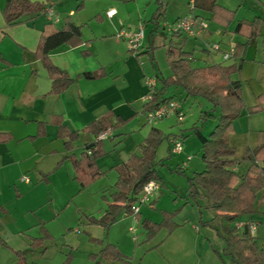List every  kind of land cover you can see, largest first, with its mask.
<instances>
[{
	"label": "crops",
	"instance_id": "0c3cea01",
	"mask_svg": "<svg viewBox=\"0 0 264 264\" xmlns=\"http://www.w3.org/2000/svg\"><path fill=\"white\" fill-rule=\"evenodd\" d=\"M32 1L53 4L59 17L55 23L58 27L66 16H70L75 24L81 26L86 20L89 21L87 27L82 26L81 29L83 43L75 47L60 46L54 49L49 55L50 61L64 69L71 77L84 71L100 69L105 71V74L97 79L77 80L62 93L50 94L51 80L46 69L34 55L40 33L48 21L47 17L44 13L31 18L25 16L20 23L6 26L1 12L5 0H0V54L7 61L6 63L0 61V264H17L18 251L24 255L28 264H64L65 260L55 261L47 253L45 242L38 246L32 245L33 239L42 237L44 231L53 235V231L58 229L78 233L80 230L74 221L79 219L81 214L100 217L105 209L103 195L109 198L104 191L111 188V194L112 186L117 179L115 167L138 151L139 144L148 135L151 127L164 131L163 126L166 123L161 122L170 116L177 119L176 114H170L161 120L148 122L145 114L141 113L142 97L148 92L145 83L148 77L147 67L141 54L149 52L151 46L142 41L143 48L139 49L138 52H141L139 56L130 52L127 41L119 35V32L124 30V22L117 17L118 13L113 5L104 9L103 6L99 5L98 8L89 3L88 13H82V10H75L78 0ZM217 2L235 11L233 22L224 28L211 19V13L194 8L193 13L205 19L209 28L200 37L183 35L169 38L168 47L171 55H174L171 46L173 40L176 39L178 43L185 37L184 45L192 39V50H183L192 52L194 59L201 58L203 65L231 62L230 59L223 60L222 52L230 45L247 42L245 37L234 32L237 22L241 19L250 20L255 16L264 17V0ZM110 9H115L116 13L108 17L106 13ZM190 11L191 9L174 19ZM91 15H95L97 22ZM30 30L32 39L28 42L30 37L25 38L28 37ZM104 39L112 42L114 49L101 48ZM95 40H99L96 48L93 44ZM209 43H218L221 50L219 52L208 50L205 45ZM8 45L12 47V55H9ZM177 47L179 48L178 45ZM84 51L88 53L85 55ZM232 78L239 79L242 83V96L246 107L254 105L256 97L264 94V28L259 37L247 43L240 72L233 74ZM180 102L184 112L182 100ZM106 111H111L124 122L111 129L112 134L103 139L106 154L100 156L96 163L106 173L88 187L81 189L73 178L71 162L59 164L66 150L64 140L57 136V126L52 119L54 116H61L71 129H82ZM184 119L185 112L183 119L177 121L181 123ZM39 123H45L44 135H37ZM147 123L151 125L150 128H147ZM205 123L202 127L206 125ZM234 129L230 136V146L235 149L234 158L237 164L233 168L241 172L245 168V163L241 161L242 155L247 148H252L258 143V132L264 130V110L249 114L244 108L234 121ZM167 132L169 138L172 136L182 138L183 149L180 153L176 152L182 155L177 159V168L185 170L189 165L188 163L184 165L183 161L194 158L189 148L184 147L185 133L182 129L179 133L173 132L172 129H168ZM94 139L88 133L81 132L79 139L74 143L73 152L78 156L84 147L93 144ZM170 148L169 145V157L176 154L170 152ZM198 151L201 159L202 149ZM199 162L198 160L193 172H199L204 168V164L199 165ZM180 163L183 164L182 167ZM23 176L27 177L28 181L22 180ZM161 191L162 189L148 207L159 202ZM258 201L261 206L259 211L264 212V202L261 199ZM145 205L140 207L136 219L132 215L124 214V217L131 219L132 224L144 219L160 222L162 219L154 221L144 216L143 211L148 208ZM255 209L257 211L256 207ZM120 219L121 217L118 221ZM263 220L264 217L255 218L253 214L242 218V221L256 223L257 230ZM117 222L108 230L99 225L89 224L87 220L83 223L88 233L96 228L97 234L90 239L101 245L102 238L97 235H108ZM177 224L178 227L172 233L169 234L167 231L158 244L159 247L171 238L176 239L178 248L181 243H188L193 234L197 238L196 233L200 231L197 226H193L195 231L191 227L181 231L187 224L184 222ZM98 227L101 228V232L98 231ZM130 227L135 229L130 225L128 231H131ZM257 238L258 236L256 241L259 244ZM107 243L115 245L120 252L114 242ZM108 261L103 260L101 263L110 264ZM73 262L72 253L69 264H74Z\"/></svg>",
	"mask_w": 264,
	"mask_h": 264
},
{
	"label": "trees",
	"instance_id": "16d2710c",
	"mask_svg": "<svg viewBox=\"0 0 264 264\" xmlns=\"http://www.w3.org/2000/svg\"><path fill=\"white\" fill-rule=\"evenodd\" d=\"M85 1L78 0L75 10H80ZM217 1L193 0V7L211 13L213 21L227 28L234 20L235 11L221 6ZM156 2L157 8L151 17V22L156 26L155 29L160 27L162 21L166 19V11L162 8L161 0ZM45 7L46 4L40 1L5 0L1 12L6 26H11L20 23L25 16L31 18L44 13ZM263 28L264 17L262 16H255L250 20L241 19L237 22L234 32L245 37L247 42L234 45L229 63L192 66L194 57L192 52L183 50L185 37L182 38L177 43L179 46L177 57L169 61L171 74L163 76L155 72L156 84L151 89V98L143 103L141 110L142 114H146L147 111L162 103L177 99L175 94L169 92L170 87L181 88L186 97H200L209 102L210 108L201 111L198 120L191 127L201 143V161L204 168L187 177L188 190L195 200L206 196L209 199L208 207L213 208L217 216L223 219L224 223L220 227L211 224L213 219L207 223L214 227L218 236L224 240L226 245L223 248V254H228L235 264H264V246L259 245L256 236L251 235L249 225L246 224L240 228L236 226L242 218L256 212L257 193L260 191L262 192L261 200L264 202V130L258 132V143L252 148H247L242 155L241 161L245 163V168L241 172L233 168L237 160L234 158L235 149L230 146V136L235 131L234 121L241 110L246 108L249 114L264 110V94L256 97L254 105L246 107L242 96V83L239 79L232 78L233 74L240 72L247 43L259 37ZM81 29V25L75 24L70 16H66L59 27L48 20L40 33L34 55L46 69L51 80L50 94L62 93L77 80L97 79L105 74V71L100 69L84 71L71 77L64 69L50 61L49 55L54 49L60 46L75 47L83 43ZM138 51L137 56L141 54ZM87 53L84 51L85 55ZM168 54H172L170 47ZM0 61L7 62L1 54ZM152 65H154L153 62ZM210 119L216 121L215 125L208 136H204L201 133L202 125ZM52 121L57 126L58 138L64 140L66 150L59 164L70 161L74 170V180L78 182L81 189L88 187L106 173L96 163L100 156L106 154L103 139L98 138L99 133L117 128L124 120L116 117L111 111H106L82 129H71L64 123L61 116H54ZM81 132H86L95 139L93 144L84 147L77 156L73 152V147ZM44 133L45 123H39L37 135H44ZM164 139L168 140L169 134L151 127L148 135L139 144L138 151L115 167L117 179L112 186L113 191L109 198L103 195L104 212L100 217L85 215L89 224L99 225L108 230L122 214L132 215L131 205L136 201V195L143 185L150 180L160 182L155 169L160 161L156 159V155ZM177 171L184 172L181 168ZM179 211L180 209L163 210V218L160 222L142 220L147 239L152 238L164 227L169 234L172 233L178 227L173 218ZM48 236L49 234L44 231L42 237L33 239L32 245H40ZM215 251L220 257L222 256L218 250ZM17 255L19 258L17 264H28L21 252L18 251ZM88 258L94 262L93 264H101L103 260L125 259L111 243L102 246L97 253H90ZM71 260L72 252L69 251L64 264H69Z\"/></svg>",
	"mask_w": 264,
	"mask_h": 264
},
{
	"label": "rangeland",
	"instance_id": "374dc122",
	"mask_svg": "<svg viewBox=\"0 0 264 264\" xmlns=\"http://www.w3.org/2000/svg\"><path fill=\"white\" fill-rule=\"evenodd\" d=\"M190 1L191 0H161L163 4L162 8H166L167 18L162 21L160 27L157 29H155V25L151 22V17L157 8L156 0H88L86 3L84 2L85 7L83 6L80 10H82V13H88L89 3H92L98 8L99 5L103 6L104 9L113 5L117 10V17L121 18L124 22V29L129 28L133 31L139 23L143 24L145 27V36L142 41L151 46L149 52L141 54L147 67V75L149 77H154L155 72H157L163 76H168L171 74L169 61L177 57L178 47L177 40H173L171 46L174 49V55L168 54L170 37L166 34L165 24L170 23L178 15L188 12L190 10ZM99 10L101 11V9ZM91 16H94V21L97 22L95 15ZM85 22L86 23L82 26L87 27L89 21L86 20ZM29 32L28 37L25 39L31 36V30ZM180 37H183V35H180ZM31 39L30 37L28 42H30ZM189 40L190 41L185 43L183 49L192 50V39ZM98 41L99 40H95L93 43L95 48ZM27 44L28 43H26V46ZM8 47L9 55H12V47L9 45ZM100 47L108 50L114 49L113 43L108 42L106 39H104ZM141 48H143V43H141L138 50ZM137 51L132 50L130 52L136 54ZM17 52H19L18 49ZM152 62L154 65H152ZM203 63L201 58H196L192 60L191 65L201 66ZM170 89L171 94H175L177 99L182 100L185 119L180 123L177 119L170 116L167 120L159 122L162 124L166 123L163 126V132L165 134L168 133V129H172V131L176 133H179L182 129L183 133H185L184 147L186 146L189 148L194 158L190 161H183L184 165L188 163L189 166L185 167L183 173L178 172L177 159L181 158L182 155L176 153L169 157L168 147L169 145L171 146V144H169L168 140L164 139L157 149L156 158L160 162L155 168L162 187L161 198L154 206L148 207L150 204H146L145 206L148 208L143 211V214L154 221H160L163 218L162 211L164 209L169 211L180 209L174 216L173 221L175 223L184 222L187 224L183 226L181 231L189 229L188 227H191L195 231L193 226H197L200 230L199 233H196L197 238H195L193 234V236H190V241L188 243L180 244V248L177 247L178 243L176 239L174 240L171 238L167 240L164 245L159 247L158 244L165 237L167 228H161L152 238L147 239L142 221L132 224L131 219H126L124 214L121 215V219L111 229L108 235L102 236L99 234L97 236L102 238L101 245L109 241L114 242L118 250L126 256L124 260H109L108 262L110 264H235L228 254H223V248L226 245L224 240L218 236L216 229L207 223L213 219L211 224L215 227H220L224 223L223 219L217 216L213 208L208 207L209 199L206 196L199 197L195 200L190 196L188 190L187 177L191 176L198 160L200 161L199 165L202 163L199 158L200 152L198 151L201 149V143L193 133L191 127L198 120L201 111L210 108V104L200 97H186L184 91L179 87H170ZM242 110H244V108ZM205 122L206 125L201 128V133L208 136L215 122L212 120L209 122L207 120ZM154 124L156 125V123ZM146 126L147 128L151 127L149 123H147ZM182 165L183 164L180 163L181 167ZM110 189L111 188L104 191L108 196H110ZM261 195V191L257 193L255 205L257 211L253 214L255 218L264 217V212L259 211L261 206L258 200L261 199ZM85 221L86 217L82 214L79 219L77 218L76 221H74L75 226L80 230L78 233L58 229L53 231V235L49 233V236L44 238L43 242H45L47 246V253L50 254L55 261L65 260L67 253L71 250L74 256V264H89L90 261L92 264L94 263L92 260L89 261L87 255L89 253H97L101 245L99 242L90 239L91 237H95L94 234H97V231H95L96 228H93L90 233L86 232L83 223ZM263 224L264 220L263 223L258 226L257 234L255 235L258 236V242L262 246H264ZM130 225L135 227L133 231H128ZM98 229V231L101 232V228L98 227ZM215 250L221 253L222 258ZM101 264H105V262Z\"/></svg>",
	"mask_w": 264,
	"mask_h": 264
},
{
	"label": "built area",
	"instance_id": "2783aa9c",
	"mask_svg": "<svg viewBox=\"0 0 264 264\" xmlns=\"http://www.w3.org/2000/svg\"><path fill=\"white\" fill-rule=\"evenodd\" d=\"M190 9L191 11L186 15L176 18L170 23H166V34L172 38L176 34H181L189 37H200L203 33L207 31L209 28L208 22L203 19L202 17L193 13V0L190 1ZM116 13L115 9H110L107 11V16L111 17ZM44 14L49 21L53 23H57L59 20L58 14L54 9L53 4H47L44 9ZM144 30L145 27L143 24L139 23L135 30H122L119 32V35L122 36L128 43L130 50H138L140 47L142 40L144 38ZM205 47L208 50L219 52L220 45L218 43H209L206 44ZM234 51V45H230L229 48L222 52L223 60H229L232 53ZM146 86L148 87L147 94L142 97L143 103L147 102L151 98V89L156 84V80L154 77H147L145 79ZM181 102L178 99H171L168 102L162 103L156 108L149 110L146 112L145 117L148 122H154L161 120L170 114H176L178 120H182L184 117V112L181 108ZM112 134L111 129H107L99 133V139H105ZM169 144H171L170 151L172 153L180 152L183 149V141L181 137H170ZM22 180L28 181V178L23 176ZM161 190L160 182L156 180H150L146 182L141 191L136 195V201L131 205L132 216L136 219L137 214L140 211V207L145 204H150L158 195ZM249 225L251 235H256L257 226L254 222H245L239 221L236 223L238 228L242 227L243 225ZM130 230L133 231L134 228L130 227Z\"/></svg>",
	"mask_w": 264,
	"mask_h": 264
}]
</instances>
